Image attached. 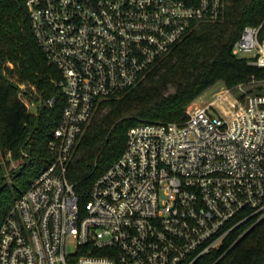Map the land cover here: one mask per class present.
I'll return each instance as SVG.
<instances>
[{
  "label": "built area",
  "instance_id": "1",
  "mask_svg": "<svg viewBox=\"0 0 264 264\" xmlns=\"http://www.w3.org/2000/svg\"><path fill=\"white\" fill-rule=\"evenodd\" d=\"M23 2L60 70L64 105L47 140L50 162L0 223V264H193L264 216V77L222 83L183 120L129 126L85 199L66 175L99 102L138 83L197 24L221 18L225 0ZM263 24L244 25L232 52L264 68Z\"/></svg>",
  "mask_w": 264,
  "mask_h": 264
},
{
  "label": "trees",
  "instance_id": "2",
  "mask_svg": "<svg viewBox=\"0 0 264 264\" xmlns=\"http://www.w3.org/2000/svg\"><path fill=\"white\" fill-rule=\"evenodd\" d=\"M263 18L264 0H225L221 18L197 24L138 83L101 100L67 164V178L81 198L121 154L132 124L141 119L183 120L188 102L215 81L232 87L251 75L264 77L263 67L232 52L243 26ZM59 76L31 31L23 0H0V223L51 160L47 140L64 105L56 84ZM50 96L55 97L53 105L46 103ZM193 264H264V216L251 226L247 222L236 227Z\"/></svg>",
  "mask_w": 264,
  "mask_h": 264
},
{
  "label": "rangeland",
  "instance_id": "3",
  "mask_svg": "<svg viewBox=\"0 0 264 264\" xmlns=\"http://www.w3.org/2000/svg\"><path fill=\"white\" fill-rule=\"evenodd\" d=\"M222 85L221 80H217L211 85L207 86L200 94H198L196 97H194L188 104L186 105L189 106L191 103L193 106H198V105H203L205 104L210 97L214 95V93L220 88ZM255 91V90H253ZM15 163L14 161L11 162V164Z\"/></svg>",
  "mask_w": 264,
  "mask_h": 264
}]
</instances>
